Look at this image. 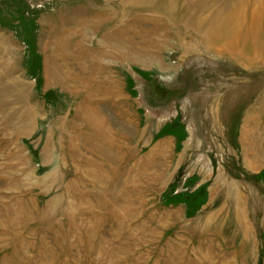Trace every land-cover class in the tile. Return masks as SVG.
Wrapping results in <instances>:
<instances>
[{"label":"rangeland","instance_id":"obj_1","mask_svg":"<svg viewBox=\"0 0 264 264\" xmlns=\"http://www.w3.org/2000/svg\"><path fill=\"white\" fill-rule=\"evenodd\" d=\"M0 264H264V0H0Z\"/></svg>","mask_w":264,"mask_h":264}]
</instances>
